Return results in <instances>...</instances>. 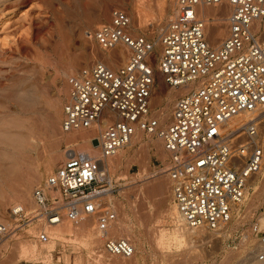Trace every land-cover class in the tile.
<instances>
[{
    "label": "built area",
    "instance_id": "built-area-1",
    "mask_svg": "<svg viewBox=\"0 0 264 264\" xmlns=\"http://www.w3.org/2000/svg\"><path fill=\"white\" fill-rule=\"evenodd\" d=\"M174 4L157 43L134 34L130 16L121 7L112 8L109 20L94 30L95 45L103 51L123 48L124 62L113 67L99 59L85 74L68 77L60 131L90 133L96 126L99 155L80 150L79 137L68 140L61 163L31 191L36 214L28 217L21 206L12 209L18 222L40 219L45 227L64 217H92L103 252L130 258L132 243L108 235L116 219L108 195L117 188L106 160L142 130L158 134L162 141L168 156L163 174L189 227L219 239L240 227H233L236 207L264 166V0ZM199 6L228 9L225 35L217 47L207 39V20L199 16ZM156 71L168 88L186 90L175 98L162 129L157 119L148 118ZM244 208L245 202L242 225L247 223ZM257 218L249 224L254 244L242 254L241 264L264 259V227ZM20 223L10 227L0 222V241L13 236ZM36 236L41 243L49 241L44 228Z\"/></svg>",
    "mask_w": 264,
    "mask_h": 264
},
{
    "label": "rangeland",
    "instance_id": "rangeland-1",
    "mask_svg": "<svg viewBox=\"0 0 264 264\" xmlns=\"http://www.w3.org/2000/svg\"><path fill=\"white\" fill-rule=\"evenodd\" d=\"M161 2L162 0H0V201L8 202L16 192L26 191L29 197L28 204H22L24 212L28 217L36 214L37 206L32 200L31 191L35 184L42 181L63 160L64 155L52 164L51 169L44 170L47 158L53 153L52 149L63 153L64 144L71 140L68 139L71 137H66L60 131L62 107L68 96V77L85 74L92 63L99 59L108 61L114 67L124 62L123 54L122 57L119 54V50L123 51V48L102 51L95 45L94 30L109 20L112 8L121 7L130 16L133 33L155 43L161 26L175 8L174 0H165L166 10L160 11ZM135 3L138 5L137 13L132 8ZM206 8L209 18L205 26L206 36L210 45L217 47L221 39H212L215 24L213 25V16L209 14L218 10L220 15L225 16L228 9L225 6ZM221 29L225 33V21L222 22ZM158 50L156 46V52ZM108 53L114 55V58H105ZM80 68L85 70L81 72ZM159 85H162L163 90L169 89L162 84L156 71L157 90ZM176 97L170 95L168 109L166 108L167 117L164 126H158L159 129L167 125ZM166 101L164 98L160 106H165ZM150 104L152 106V102ZM151 113L149 106L148 118L156 119ZM54 121L57 122L55 132L52 129ZM95 128L96 126L90 133L85 131V135L95 138ZM75 136L79 137L78 134ZM157 137L156 133L149 135L144 131L141 143L133 148L123 147V150L117 151V154L121 151L125 153L117 169L114 170L109 165L117 188L112 195H108L116 213L109 231L116 225L127 229L125 235L129 236L126 238L134 247L130 258L124 259L103 252L102 240L95 230L94 219L84 215L77 221L66 217L61 221L74 226L85 222L87 227L84 231H63L61 237H56L46 230L49 241L41 243L36 235L41 229L42 221L36 219L25 223L26 220H19L20 223L14 220L16 217L11 209L13 203L8 202V212L3 217L5 221L2 220L10 227L20 223V229L13 236L4 239L8 246L0 247V264H75L78 260L80 264H107L106 260H129L132 264H241L239 260L242 254L254 244L250 221L258 217V223L264 226V215L260 214L264 210V166L251 181L245 197L243 212L246 210L247 223L242 225L245 220L241 217V205L233 226H240L236 232L231 233L228 238L223 236L224 238L219 239L217 235L203 231L187 246L175 239L173 225L164 216L168 206L175 204L172 201L170 182L163 174L168 156L166 154L160 159L154 153L157 150H161L162 154L166 153L162 146L160 148ZM147 140L158 142V146L147 143ZM92 143L96 145V140ZM50 152L52 153L48 155ZM17 161L24 162L22 166L29 170L30 175L26 172V179L30 177L29 184L26 183L28 179L13 174ZM156 177L165 184L163 189L167 192L164 191L162 196L168 195L163 196L164 203L161 195L149 189L158 180ZM54 227L56 226H51ZM109 231V237H125L119 232L113 234ZM52 242L53 248L50 250L48 246ZM19 243L26 249L23 253L17 251L16 245ZM246 264H264V260L257 258Z\"/></svg>",
    "mask_w": 264,
    "mask_h": 264
},
{
    "label": "bare ground",
    "instance_id": "bare-ground-1",
    "mask_svg": "<svg viewBox=\"0 0 264 264\" xmlns=\"http://www.w3.org/2000/svg\"><path fill=\"white\" fill-rule=\"evenodd\" d=\"M134 3V2H133ZM132 3V4H133ZM138 5L135 3L134 5H133V9L135 10V12L137 13L138 12V7H137ZM159 7H160V11H165L166 10V6H165V0H162V2H161V4L159 5ZM207 7H209V6H207ZM219 8L221 7V6H218ZM224 7V6H223ZM227 8V7H226ZM132 9V10H133ZM198 9H199V16L200 17H202L203 19H205V20H209V18H208V9L205 7V6H199L198 7ZM210 12V11H209ZM9 12H7V14H8ZM170 13V12H169ZM227 13H228V10H227ZM226 13V14H227ZM10 15V14H9ZM209 15H212L213 17H212V19H213V25L215 24V28H214V31H213V33H212V36H213V38L212 39H215L216 41L217 40H222V38L224 37V35H225V33L223 32L222 33V29H221V24H222V22H224L225 21V16H222V15H220L219 14V11L218 10H216V11H214V13L213 14H209ZM139 18V17H138ZM135 20V19H134ZM140 22V21H139ZM132 28V27H131ZM156 43V42H155ZM103 51V50H102ZM111 51H114V49L113 50H111ZM110 51V52H111ZM120 51V55H121V57H122V51L121 50H119ZM116 52V51H115ZM109 55V56H108ZM108 55H106V57L105 58H108V60L109 59H111L112 57L114 58V55L112 56L110 53H108ZM108 56V57H107ZM114 60V59H113ZM113 62V61H112ZM113 65H115V64H113ZM112 66V65H111ZM114 67V66H113ZM81 69V72H82V70L84 71L85 70V68L84 69H82V68H80ZM79 69V70H80ZM78 70V71H79ZM80 72V73H81ZM66 74V73H65ZM160 84V83H159ZM182 88H184V87H179V88H169L168 90H163V87H162V85L160 86L159 85V90H157L156 89V87H155V84H154V86H153V90H152V94H151V97H150V103L152 102V106H151V104H150V110L152 111V113H153V116L154 117H156V119L158 120V126H164V122H165V120H166V117H167V110H166V108H167V106H168V101H170L169 100V98H170V95L172 96V94L174 95V97H176V95H179V94H182L183 92H185L186 90H182ZM33 97V96H32ZM165 98V100H167L166 101V104H164L165 106H163V107H161L160 105H161V102L163 101V99ZM33 99V98H32ZM29 100V99H28ZM35 100V99H34ZM32 106V105H31ZM157 106H159L160 108H157ZM168 109V108H167ZM151 113V114H152ZM150 115V114H149ZM151 117V116H150ZM55 122V121H54ZM56 124H57V122H55L54 123V125L52 126V129H53V132H55L56 131ZM143 133H144V131H142V130H137L135 133H134V135L131 137V139H130V141L124 146V147H131V148H133L134 147V145H136V144H138V143H141L142 142V139H143ZM149 133V132H148ZM66 137L67 136H69V137H71V138H68V139H71V140H75L76 139V136L75 135H79V138H81V140H82V143L80 144V150H83V151H87V152H89L90 153V155H92V156H98L99 155V149H98V147L96 146V145H94L93 143H92V141L94 140V139H96V137L95 138H90V136H86L85 135V131H77V132H71V133H63ZM152 134H154V133H149V135H152ZM157 136H158V134H156ZM27 136V135H26ZM78 138V137H77ZM150 138V137H149ZM158 138V140L157 141H159L160 142V148H161V146L163 147V145H162V141H161V139H160V137L158 136L157 137ZM56 139V138H55ZM66 139V138H65ZM30 141V140H29ZM149 141H151V140H147V143H150V144H152V145H154V146H158V142H149ZM28 142V141H27ZM146 144V143H145ZM53 145V144H52ZM54 145H55V143H54ZM53 145V146H54ZM144 146V145H143ZM141 147V146H140ZM155 149H157L156 147H154ZM125 149V148H124ZM159 149V148H158ZM120 150H123V147L122 148H120L118 151H120ZM133 150V149H132ZM125 151H127V150H125ZM156 151V150H155ZM161 150H157L156 152H154V153H156V154H158L159 156H160V159H162L163 157H164V155H166V153L165 154H162V152H160ZM53 152V153H52ZM52 152H50L48 155H50L51 153V155L49 156V158H47L48 159V161H47V163H46V165H45V168H44V170L45 169H47V171L49 170V169H51L52 168V164L53 163H55L56 161L58 162V159L59 158H62V155H63V153H60V152H58V150L55 152L53 149H52ZM54 152H55V154H54ZM164 153V152H163ZM124 151H121V152H118V154L116 153L114 156H112V157H109V158H107V163H108V165H110L111 167H113L114 168V170H115V168L120 164V162L122 161V159H123V157H124ZM127 155V154H126ZM64 158V157H63ZM128 159V158H127ZM126 159V160H127ZM128 161V160H127ZM162 162V161H161ZM24 163V162H23ZM23 163H21V161H17V165L16 166H14L13 167V170H12V172H13V174H16L15 176H21V177H24L25 179H26V176H28L27 174H26V172L29 174V170H26V168H24L22 165H23ZM54 165V164H53ZM10 169V168H9ZM28 169V168H27ZM117 169V168H116ZM112 172V171H111ZM43 173H44V171H43ZM47 173V172H46ZM49 174V173H48ZM30 175V174H29ZM40 176V173L38 174V177ZM37 177V178H38ZM20 178V177H19ZM28 178H30V177H28ZM27 178V179H28ZM26 179V180H27ZM156 179H158L157 177H156ZM162 180V179H161ZM153 181H154V179H153ZM29 179L26 181V183H28L29 184ZM23 185V184H22ZM164 183L162 182V181H160L159 179L158 180H155L151 185H150V187H149V189L150 190H152L153 192H156L155 194H158L159 196L161 195V198L164 196H167L168 194H164L163 196H162V194L164 193V191L165 192H167L166 190H164L163 188H164ZM13 190V189H12ZM16 191V190H15ZM147 191V190H146ZM111 195V194H110ZM246 195H247V191H246ZM246 195H245V197H246ZM28 192H26V191H18V192H16V194H15V196L13 197H11L12 199H10L8 202L10 203V202H12L13 203V205L11 206V209H13L14 207H16V206H23L22 204H24V205H27L28 203H27V201H28ZM163 197V199L161 200V201H163V203H164V200H165V198ZM160 198V199H161ZM5 199V198H4ZM7 199V198H6ZM32 200H33V198H32ZM5 201V200H4ZM245 201V200H244ZM8 202L6 201V202H2V201H0V220H4V216H5V214H7V208H6V205H8ZM244 202H242L241 204H238V206L236 207V214H238L239 213V210H240V208H241V205L243 204ZM30 204V203H29ZM166 204V203H165ZM168 205H170V204H168ZM163 206V205H162ZM166 206H167V204H166ZM29 209V208H28ZM26 211V210H25ZM163 212V211H162ZM162 212H161V214H162ZM165 212V211H164ZM85 216V215H84ZM165 217H166V219L168 218L169 220H170V222L172 223V225H173V228H174V235H175V239H177L178 240V242L179 243H182V244H185V245H187V246H190L191 245V243L193 242L192 240H193V238H195L197 235H199L200 233H202L203 232V230H200V229H194V228H191V227H189L187 224H186V222L183 220V218L181 217V215L179 214V212H178V210H177V208H176V206H172V205H170V206H168V208L166 209V213H165V215H164ZM86 217H88V216H86ZM162 217V216H161ZM163 218V217H162ZM14 220H16V218H13ZM82 219V218H81ZM167 219V220H168ZM2 220V221H3ZM5 221V220H4ZM3 221V222H4ZM5 223V222H4ZM85 223V222H84ZM84 223L83 222H80V223H78V224H76L75 226L73 225H71L69 222H67V223H64V221L63 222H60L59 224H55V225H52V226H56V227H54V228H51V226H42V224H43V222H42V224H41V228H44V230H48V233L51 235V236H56V237H61L60 235H62L61 233H63V231H69V232H73V231H78V232H80V231H84L85 230V227H87L86 225H84ZM261 227H264V226H262V225H260ZM59 227H62V228H59ZM126 228L125 227H123V226H120V225H116V227L114 226V228H111V230L109 231V233L111 232V233H113V234H115V233H120L122 236H125L124 238H126V237H128L129 235H125V232H126ZM5 239V238H4ZM4 239H2L1 241H0V247H3V248H7V246H8V242H6ZM126 239H128V238H126ZM7 240V239H6ZM20 242H22V241H20ZM51 242V241H50ZM97 242V241H96ZM25 244V243H24ZM51 244V245H50ZM53 242L52 243H49V245L50 246H48L49 248H50V250L53 248ZM181 244V245H182ZM185 245H183V247L185 246ZM16 247H17V251L19 252V253H23L26 249L24 248V245L22 244V243H19L18 245H16ZM26 248H28V247H26ZM47 248V247H46ZM189 248V247H188ZM48 250V249H47ZM106 255V254H105ZM192 257V256H191ZM75 258V257H74ZM120 259V258H119ZM264 260V259H263ZM99 262V261H98ZM107 264H132L131 262H129V260L128 261H120V260H109V261H105ZM75 264H80L79 263V260L78 261H76V263Z\"/></svg>",
    "mask_w": 264,
    "mask_h": 264
}]
</instances>
